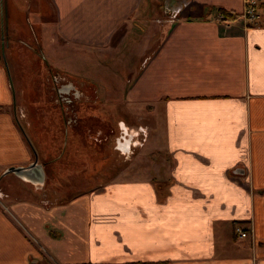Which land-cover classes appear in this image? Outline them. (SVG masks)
<instances>
[{"label":"crops","instance_id":"0c3cea01","mask_svg":"<svg viewBox=\"0 0 264 264\" xmlns=\"http://www.w3.org/2000/svg\"><path fill=\"white\" fill-rule=\"evenodd\" d=\"M51 4L64 55L49 59L67 68L90 61L71 46L105 50L119 27L137 34L145 20L147 54L124 105L161 116L171 166L165 183L121 179L59 203L13 180L10 193L0 188V264H264V0L252 26L217 18L242 13L244 0ZM12 103L0 64V181L6 168L40 160Z\"/></svg>","mask_w":264,"mask_h":264},{"label":"rangeland","instance_id":"374dc122","mask_svg":"<svg viewBox=\"0 0 264 264\" xmlns=\"http://www.w3.org/2000/svg\"><path fill=\"white\" fill-rule=\"evenodd\" d=\"M5 7L8 22L0 28V44H5L0 64L4 65L5 59L15 89L14 106L22 114L20 118L27 140L39 153V162L44 164L45 172L42 185L23 182L39 188L40 199L50 203L64 202L121 179L151 178L165 183L171 159L164 145L161 116L124 105L125 91L147 54V34L141 33L145 20H137V26L132 29L137 34L123 33V27H119L112 47L105 50H79L71 46L75 54L90 58L89 63L85 61L77 69H71L73 64L69 63L68 70L64 61L62 65L55 64L65 67L67 73L49 68L48 81L55 79L54 75L71 74L95 84L92 86L94 97L87 111L79 112L83 103L75 110V116H79L77 123L81 125L79 135L77 131L70 132L69 114L64 106L66 100L58 99L57 102V98H51L48 87L42 98L48 71L43 73L40 59H49V54L64 55L55 50L60 41L54 35L55 12L51 0H0V12L5 11ZM48 102L59 105L61 102V108L56 105L59 109L53 113ZM36 103L42 105L35 110ZM118 122L129 128L131 150L128 152H120ZM140 126L145 133L140 131ZM8 174L9 177L0 181V188L6 193L16 185L11 183L13 180H23L13 173Z\"/></svg>","mask_w":264,"mask_h":264},{"label":"flooded vegetation","instance_id":"af4514ba","mask_svg":"<svg viewBox=\"0 0 264 264\" xmlns=\"http://www.w3.org/2000/svg\"><path fill=\"white\" fill-rule=\"evenodd\" d=\"M2 13H3V15H2ZM6 22H8V20H7V12H6V7H5V11L3 10V12H0V28H1V26H3V23L5 24ZM6 43H8V41H6ZM4 46H5V44H0V53L2 56L4 55ZM2 47H3V49H2ZM40 60L42 61L41 67L44 68L43 73H45L46 70L48 71L46 73L47 75L44 77L45 78L44 84H47L48 86L45 87L43 84V86H42V96L43 97L42 98H44V96L46 95L45 89L48 87V91H49V94L51 95V98H53V97L57 98L56 99L57 102H58V99L66 100V103L64 104V106H65V109L67 110V113L69 114L68 123L70 124V132H71V134L72 133L74 134V132L77 131L76 134H79V132H80L79 128L81 125H79L77 123V122H79V116H75V110L78 108V106L80 104L83 103L84 107L83 108L79 107V112L81 113V111H82V114H84L87 111L86 109L89 108V106H90L89 104L91 103L92 98L94 97V92H93V88H92L94 83H92L91 81L81 80L80 78H76V77H74V75H71V74H68V75L66 74L64 77H57V75L56 76L54 75L55 79L48 81L49 80L48 79V73L50 72L49 68L51 70L55 69V71H57V73L58 72L59 73L60 72H66L67 73V71L65 70V67H59V66L55 65L56 60H52V59H40ZM38 66H40V64H38ZM71 66L73 67L71 69L79 68L78 65H71ZM6 69L8 72V68H6ZM66 69L67 70L70 69L69 65H68V68L66 67ZM76 73H78V72H76ZM8 74H9V72H8ZM9 78H11L10 74H9ZM43 87H45V88L43 89ZM11 88H12V93H13V103L11 104V106L13 105V108H16V106H14V101H15L16 95H15V89H14L12 83H11ZM96 93H97V90H96ZM79 100H81L80 103H79ZM48 103H49V106L51 107V109H53V110H51L53 113H56L54 110L59 109L58 107H56V105L60 106V108H61V104H62L61 102H60V105H59V103L58 104L53 103V102H48ZM96 103L98 104V102H96ZM41 105H42L41 103L40 104L36 103L35 110L38 109L39 106H41ZM47 105L48 104H46L45 106H47ZM11 110H12V108H11ZM60 110L62 111L63 109H60ZM118 128L120 129V137L118 138L117 143L119 146L124 147L125 143H126L125 141L128 142V140H130L128 138V136H129L128 129L129 128H127L123 122H118ZM128 144H130V141Z\"/></svg>","mask_w":264,"mask_h":264},{"label":"water","instance_id":"95a60500","mask_svg":"<svg viewBox=\"0 0 264 264\" xmlns=\"http://www.w3.org/2000/svg\"><path fill=\"white\" fill-rule=\"evenodd\" d=\"M4 65L7 68L6 62L4 63ZM37 159H38L37 154H35V159L29 164L25 166H10L6 168L4 173L5 174L13 173L16 176L22 178L24 181H28L36 185H42L45 179L44 164L40 163Z\"/></svg>","mask_w":264,"mask_h":264},{"label":"built area","instance_id":"2783aa9c","mask_svg":"<svg viewBox=\"0 0 264 264\" xmlns=\"http://www.w3.org/2000/svg\"><path fill=\"white\" fill-rule=\"evenodd\" d=\"M258 3L259 0H244V10L239 18L243 19L247 25L253 24L255 20L258 18L256 11ZM183 5H185V3H183ZM181 8L182 6H178L176 8L170 9L169 19L173 20L174 18H176L177 15L180 13ZM217 18L221 21H225V22L227 21V19L224 17V14L222 13H219ZM234 233L240 238H244L248 236V232L240 226L234 227Z\"/></svg>","mask_w":264,"mask_h":264},{"label":"trees","instance_id":"16d2710c","mask_svg":"<svg viewBox=\"0 0 264 264\" xmlns=\"http://www.w3.org/2000/svg\"><path fill=\"white\" fill-rule=\"evenodd\" d=\"M219 12L224 14V17L230 21H233L242 15V13H234V12H229V11H225V10H219ZM136 26H137V24H136ZM250 26H252V25H250ZM125 264H165V262H163V261H156V262H153V261H146V262L135 261V262H127Z\"/></svg>","mask_w":264,"mask_h":264}]
</instances>
